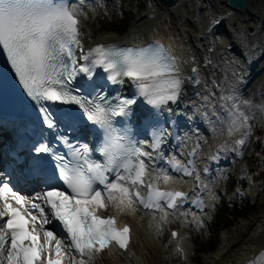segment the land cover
<instances>
[{
    "label": "snow or ice",
    "instance_id": "6c2138e0",
    "mask_svg": "<svg viewBox=\"0 0 264 264\" xmlns=\"http://www.w3.org/2000/svg\"><path fill=\"white\" fill-rule=\"evenodd\" d=\"M84 8L85 0L75 4L0 0V50L37 109L43 128L66 150L54 148L43 130L39 139L32 140L28 152L34 155L19 165L17 177L43 185L31 196L22 194L0 167V264H64L65 260L95 264L102 254H110L112 246L134 255L130 251L133 228L129 223L118 227L117 216L163 213L155 225L160 233L170 214L167 210L175 214L188 200L185 192L162 191L157 186L161 180L174 179L155 166L164 160L161 146L166 129L154 134L152 151H145L137 145L147 141H131L127 125L134 115L145 127L158 125L164 112L173 113L169 105L181 100L186 79L193 85L201 83L198 70L192 68V76L184 77L177 60L159 44L139 48L99 44L85 50L79 19L87 18ZM97 69L107 74L104 79L112 85L123 86L127 78L131 94L105 93L104 85L95 79L100 75ZM221 99L232 101L228 135L243 129L234 141L233 150L239 154L251 135L250 117L241 110L238 98ZM141 105L143 111L137 112ZM93 126L98 140L103 134L100 144L74 141L67 135ZM96 152L103 162L93 159ZM168 163L185 176L195 171L181 167L174 158ZM150 173L154 179L146 181ZM141 189H146L145 195ZM192 204L203 210L202 201ZM109 210L116 215H101ZM177 235L171 233L174 239ZM176 250L183 252L179 245ZM249 264H264V250Z\"/></svg>",
    "mask_w": 264,
    "mask_h": 264
},
{
    "label": "bare ground",
    "instance_id": "6f19581e",
    "mask_svg": "<svg viewBox=\"0 0 264 264\" xmlns=\"http://www.w3.org/2000/svg\"><path fill=\"white\" fill-rule=\"evenodd\" d=\"M197 1L171 0L162 10L152 12L153 16L151 18H148L149 11L139 13L132 23L138 29V33L128 31L121 36L107 31L92 33V31L98 30L99 27V24L93 23L92 17L94 14L98 17L99 9L101 8L98 2H91L94 10L88 9L86 19L83 15L79 17L80 31L82 33L80 39L85 50H87L95 47L97 44L110 41L121 40L123 42H135L138 40L144 41L149 38H157L161 39L167 45L168 50L174 55L184 77H188L190 66L192 64L196 65L201 83L199 85H193L186 79L184 95L181 100L178 104L169 105L174 111L186 114L189 119V129L185 133L187 135L183 139L182 149L179 153L184 152L185 148L195 150L198 163H203V165L199 166L198 171L206 167L209 171L208 175H212V169L216 166L219 169V176L222 177V185L224 188H227L225 173L232 170L234 163L237 161L236 157L238 152L233 151V147L228 142H225L224 138L227 133L226 121L229 116L226 110L227 107L224 111H221L222 114H214L212 112V106L218 105L217 103H219L221 96L217 92V89L215 90L217 93H213L211 88L220 85L222 87L225 86L224 90H227L233 86L232 95L235 98L239 97V101H248L252 94V87L257 84L258 68L263 69L264 67V59L258 58V61L254 65H250L245 58L242 46L235 47L238 43L237 37L230 34V29L225 28L222 21L213 23L212 20H206L208 18L205 15H203L202 19L200 14L202 7H206L208 3L210 5L215 4L217 3L216 0H206V5L201 3L202 0H199V5H197ZM87 2H85V6H87ZM119 7L121 8V5ZM232 9H243L245 12H253L250 4L249 8L236 6ZM235 19L241 22L245 20L246 23L255 24V21L253 19L252 21L249 16L245 19L238 14L237 17H232V20L235 21ZM261 33L262 35L264 34L263 31ZM229 53H232L234 56L232 55L233 57H231ZM240 58H243V61ZM242 62L246 64L243 65ZM239 76H242V78H239ZM208 87H210V91L207 90ZM205 96L208 97L207 101L204 100ZM241 103L243 104V102ZM220 108L223 107L219 105L217 111ZM200 123H203L202 127H200ZM207 139L209 140L207 141ZM204 141L207 142L205 148H203ZM11 142L8 134L0 139V158L4 155V147L10 145ZM215 145L223 146L225 150L218 151L214 148ZM227 157H230L232 160L225 162V158ZM210 159H214L216 163H211ZM0 167L3 168L5 174H8L12 179V183L22 194L31 196L35 192L34 189L38 191L32 183L17 178L19 173L14 168L12 161H4ZM187 180V187H190L194 182L190 181V178H187ZM202 182L203 186L207 188L209 180L203 177ZM253 193L257 195L256 192ZM260 202V208L247 219L244 225L246 227L245 231L237 230L235 233L230 231L231 240L228 242L224 240L227 241V237L229 236L225 237L226 234L223 235L224 237L221 241H224V246L222 245L218 248L219 258L233 256L230 264H237L240 261L257 257L261 250H264V196H262ZM106 212H113L116 215L112 210ZM118 217L131 222L133 233L130 251L134 255H129L128 252L112 246L109 250L110 254L108 252L102 254L103 258L96 260L95 264H161L157 263L156 250L152 245V240L148 233L145 232V227L143 228L142 226V224L145 226V223L140 222V226L136 222L137 220L135 221L136 218L134 219V217L146 219L153 217V214L138 211V214L134 216L121 215ZM153 219H158L156 214ZM189 223V221H183L182 226L189 227ZM179 235L180 233L177 235L176 240L187 252L186 244L184 240L180 239ZM159 238L158 240L160 242H158V247L163 250L171 238L169 237V241L164 240L163 229ZM170 243L172 244V242ZM170 249L172 253L176 252L173 246ZM219 260L216 259L215 261L218 263ZM169 264L175 263L170 259ZM207 264L211 263L208 262Z\"/></svg>",
    "mask_w": 264,
    "mask_h": 264
},
{
    "label": "rangeland",
    "instance_id": "374dc122",
    "mask_svg": "<svg viewBox=\"0 0 264 264\" xmlns=\"http://www.w3.org/2000/svg\"><path fill=\"white\" fill-rule=\"evenodd\" d=\"M96 2H99L101 9H99L98 17L95 14L93 15L92 21L94 24H99V27L98 30L92 31V33L107 31L109 33H114L117 36H121L128 31L138 33V29L132 25V23L139 13L149 11L148 18H151L153 16L152 12L154 13V11L162 10L171 2V0H97ZM216 2L217 3L210 5V3H206V0L201 1L203 5L207 4L206 7H202L201 9L200 14L202 19L203 15H205L206 18H208L206 20H212L213 23L222 21L225 28L230 29V34L237 37L238 43L235 47L242 46L245 58L250 65H254L256 61H258V58L264 59V34L262 35L261 33L262 31L264 32V0H249V4L253 10L252 13L245 12L243 9L234 10L229 8L225 0H216ZM118 4L121 5V8ZM196 4L199 5V0ZM88 9L94 10L92 5L85 6L84 11L87 12ZM238 14L245 19L249 16L251 20L253 19L255 21V24L246 23L245 20L243 22L236 19L235 21L232 20V17H237ZM125 19L127 20L126 25H124L123 22ZM249 25L251 28L248 27ZM229 54L231 57L234 56L232 53ZM240 59L243 61V58ZM242 63L243 65L246 64L244 62ZM239 78H242V76H239ZM256 82L257 84L252 87V94L248 100L250 103L248 105L241 103L240 105L241 110L250 117L249 124L251 125V135L248 138L246 145L239 150V154L237 153L238 159L232 170L225 173L228 186L227 188H224L222 185V177L220 176L210 179L211 188L208 190V195L211 196L212 202V217L210 222L196 224L195 221L191 220L188 224L189 227H183V221L185 222L188 220L185 218L186 215H181L179 211L175 213L176 215H179L178 221L169 220L170 222L168 224H163L162 229L165 241H169V226H177L180 233V239L184 240L186 244V248L188 250V253L186 252V258L188 259L185 258L184 260H181L177 252H171V240L168 242L165 249H159L158 242H160V240L158 239H160L159 236L161 232L157 233L155 229V225L160 222L159 218L154 220L153 217H148L146 219L134 217V219L136 218L135 221L137 220L136 222L140 226V222L145 223V226L143 224L142 226L143 228L145 227V232L148 233L150 239L152 240V245L156 250L157 263L169 264L170 259L175 264H207L208 262L211 264L231 263L230 261L233 256H224L223 258H219L218 248L224 244V241L228 242L231 240V235L229 234L230 231L233 233L237 230L245 231L246 227H244V225L247 219L260 208V200L262 199V196H264V159L261 163L260 155H257V157L252 159L251 167H253L254 170H251L248 163L244 160L245 156L249 155V151L252 148V142L256 137V128L259 126V123L261 124V118H264V67L263 69L258 68ZM225 85L227 84L225 83ZM216 89L217 92L220 93L221 97L233 96V86L227 90H224L225 86L222 87L220 85L213 86V88H211L213 93H217L215 91ZM207 90L210 91V87H208ZM231 103V100L225 101L220 98L219 103H217L218 105L214 107L212 106V112L214 114H222L221 111H224L226 107V110H229ZM219 105L223 108H220L219 111H217V107ZM229 122L230 117L228 116V120L226 121L227 133L224 138L225 142H228L234 149L236 147L234 141L240 138L243 129H241V132H236L232 136H229ZM208 140L209 139H207V141ZM206 145L207 142L203 143V148H205ZM262 146L263 154L261 155H264V142ZM214 148L218 151L225 150L223 146L218 145H215ZM230 172H232V175L229 174ZM249 173L252 177L249 176ZM32 189L34 188L32 187ZM34 190L37 191L36 189ZM253 192H256L257 195H254ZM245 198H247V203L249 205L248 212L232 217L231 221L227 225L221 228H216L215 217L224 209L234 210L241 208L240 205L244 204ZM137 214L138 212L135 215ZM224 234H226L225 237L229 236L227 237V241H221ZM190 254L191 256H189ZM216 259H220L218 263L215 261ZM66 264H68V261H66Z\"/></svg>",
    "mask_w": 264,
    "mask_h": 264
},
{
    "label": "trees",
    "instance_id": "16d2710c",
    "mask_svg": "<svg viewBox=\"0 0 264 264\" xmlns=\"http://www.w3.org/2000/svg\"><path fill=\"white\" fill-rule=\"evenodd\" d=\"M126 19L123 21L124 25H126ZM256 137L252 142V148L249 151V155L245 156V161L248 163V165L250 166L251 170H254L253 167H251V163H252V159L257 157V155L261 156L260 159V163L263 161L264 159V155L263 154V142H264V118H261V124H259V126H257L256 128V133H255ZM241 208H237L234 210H228V209H224L222 210L221 213H219L216 217H215V227L216 228H221L225 225H227L232 217L241 215V214H245L248 212L249 209V205L247 203V199L245 198V202L244 204L240 205Z\"/></svg>",
    "mask_w": 264,
    "mask_h": 264
},
{
    "label": "water",
    "instance_id": "95a60500",
    "mask_svg": "<svg viewBox=\"0 0 264 264\" xmlns=\"http://www.w3.org/2000/svg\"><path fill=\"white\" fill-rule=\"evenodd\" d=\"M225 1L227 2L229 8H234L236 6H240L242 8H249V3H248L249 0H225ZM248 27L251 28L250 25ZM192 68H196V65L192 64L190 66L188 77L192 76V71H191Z\"/></svg>",
    "mask_w": 264,
    "mask_h": 264
}]
</instances>
